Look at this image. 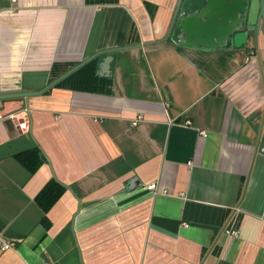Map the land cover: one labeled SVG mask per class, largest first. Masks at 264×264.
I'll use <instances>...</instances> for the list:
<instances>
[{"label":"crops","instance_id":"crops-1","mask_svg":"<svg viewBox=\"0 0 264 264\" xmlns=\"http://www.w3.org/2000/svg\"><path fill=\"white\" fill-rule=\"evenodd\" d=\"M242 4L0 0V95L90 60L0 100V264H264V33L230 45Z\"/></svg>","mask_w":264,"mask_h":264},{"label":"water","instance_id":"water-1","mask_svg":"<svg viewBox=\"0 0 264 264\" xmlns=\"http://www.w3.org/2000/svg\"><path fill=\"white\" fill-rule=\"evenodd\" d=\"M178 11H179V5L174 13L169 31H171V28L174 25V22L178 16ZM261 31L264 33V0H245V4H242L240 7L238 18L235 20V26L232 27L231 34L229 37L230 45L235 49H241L247 45L248 39L252 38L254 47L256 48L257 38ZM111 60L112 57H108L103 60V69L105 70V72H107V68ZM87 61L80 63L79 65L71 69L67 74L79 68ZM67 74L64 76H67ZM60 79H58V81ZM58 81H55L49 86H52ZM47 88L35 92H21V93L0 95V100L8 99V98H28L31 96H37L43 93Z\"/></svg>","mask_w":264,"mask_h":264},{"label":"trees","instance_id":"trees-1","mask_svg":"<svg viewBox=\"0 0 264 264\" xmlns=\"http://www.w3.org/2000/svg\"><path fill=\"white\" fill-rule=\"evenodd\" d=\"M58 67V65H54L52 71L54 72V70ZM16 158L22 165L29 169L31 173L35 172V170L44 160L43 156L40 155L38 149H31L21 152L16 155ZM64 189L65 188L62 185H60L52 178L38 193L35 198V202L43 211L47 212L53 206V204L63 195Z\"/></svg>","mask_w":264,"mask_h":264},{"label":"built area","instance_id":"built-area-1","mask_svg":"<svg viewBox=\"0 0 264 264\" xmlns=\"http://www.w3.org/2000/svg\"><path fill=\"white\" fill-rule=\"evenodd\" d=\"M0 120H2L1 115H0ZM203 134H204V132H203ZM155 188H156V185L153 184V183H151V184H149V185L146 186V189L148 191L154 190ZM226 233L227 234H230L232 236H237L238 235V231L235 228V226L229 227L228 230L226 231ZM8 246H9V244H7V243H4L3 244V248H8Z\"/></svg>","mask_w":264,"mask_h":264}]
</instances>
